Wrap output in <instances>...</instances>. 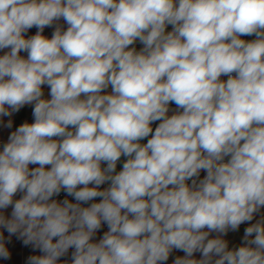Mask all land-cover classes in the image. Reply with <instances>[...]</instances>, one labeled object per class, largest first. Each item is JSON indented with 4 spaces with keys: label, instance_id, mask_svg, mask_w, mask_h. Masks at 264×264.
Returning a JSON list of instances; mask_svg holds the SVG:
<instances>
[{
    "label": "clouds",
    "instance_id": "obj_1",
    "mask_svg": "<svg viewBox=\"0 0 264 264\" xmlns=\"http://www.w3.org/2000/svg\"><path fill=\"white\" fill-rule=\"evenodd\" d=\"M0 128V261L264 264V0H0Z\"/></svg>",
    "mask_w": 264,
    "mask_h": 264
},
{
    "label": "crops",
    "instance_id": "obj_2",
    "mask_svg": "<svg viewBox=\"0 0 264 264\" xmlns=\"http://www.w3.org/2000/svg\"><path fill=\"white\" fill-rule=\"evenodd\" d=\"M34 32H35V29L31 30L30 34H34ZM46 33L50 35L51 30H46ZM139 47L140 45L137 44V48ZM24 110L26 111V114H27L28 112L31 111V108L26 106ZM14 115L12 117L13 123H14ZM6 121H7V118H5V122ZM13 130H14V127H13ZM8 131L9 130L7 129L0 128V139L6 140ZM244 227L245 226L242 225L241 229L237 233H230L228 238L231 239L233 243H239L240 239L243 236ZM5 235L7 236L6 233ZM8 247H9V250L13 253V258L10 261H0V264H24V261L26 260L27 256L30 254H33L30 248L23 246L22 242L16 241L15 237H13V242L11 245H8ZM179 254L182 255V253H179Z\"/></svg>",
    "mask_w": 264,
    "mask_h": 264
},
{
    "label": "trees",
    "instance_id": "obj_3",
    "mask_svg": "<svg viewBox=\"0 0 264 264\" xmlns=\"http://www.w3.org/2000/svg\"><path fill=\"white\" fill-rule=\"evenodd\" d=\"M25 115H26V111L24 109H22L20 113L14 115V128L16 126H19V124L24 121Z\"/></svg>",
    "mask_w": 264,
    "mask_h": 264
},
{
    "label": "built area",
    "instance_id": "obj_4",
    "mask_svg": "<svg viewBox=\"0 0 264 264\" xmlns=\"http://www.w3.org/2000/svg\"><path fill=\"white\" fill-rule=\"evenodd\" d=\"M25 119H28L29 121L31 120V111L26 114L24 120Z\"/></svg>",
    "mask_w": 264,
    "mask_h": 264
}]
</instances>
